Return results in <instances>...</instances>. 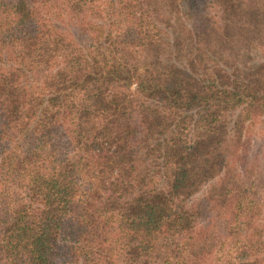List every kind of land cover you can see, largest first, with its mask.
<instances>
[{"label":"trees","instance_id":"16d2710c","mask_svg":"<svg viewBox=\"0 0 264 264\" xmlns=\"http://www.w3.org/2000/svg\"><path fill=\"white\" fill-rule=\"evenodd\" d=\"M0 264H264V0H0Z\"/></svg>","mask_w":264,"mask_h":264}]
</instances>
